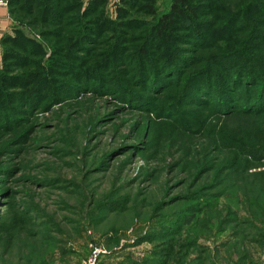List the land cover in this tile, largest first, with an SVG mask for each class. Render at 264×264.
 <instances>
[{
	"label": "rangeland",
	"instance_id": "obj_1",
	"mask_svg": "<svg viewBox=\"0 0 264 264\" xmlns=\"http://www.w3.org/2000/svg\"><path fill=\"white\" fill-rule=\"evenodd\" d=\"M171 1L0 0V264H264V0H188L197 40ZM233 65L238 106L186 90Z\"/></svg>",
	"mask_w": 264,
	"mask_h": 264
},
{
	"label": "trees",
	"instance_id": "obj_2",
	"mask_svg": "<svg viewBox=\"0 0 264 264\" xmlns=\"http://www.w3.org/2000/svg\"><path fill=\"white\" fill-rule=\"evenodd\" d=\"M144 1L146 2V4L143 5V10H145L149 14L155 15V0ZM92 2L95 5H104L107 0H92ZM197 14L198 9L192 3L188 2V0H172L169 11L161 14L158 18L157 36L162 39L171 37L172 32L175 31L177 25L181 21H186L189 22L188 25L190 26L193 32V35L189 36V39H196V37L200 35V29H197L195 25V18H197ZM136 58L140 62L138 64V68L135 71L136 73L134 80L136 79V83L140 84L143 89L145 88L153 90L158 87L159 84H157L155 80L151 82L153 77L155 76L153 74L161 73V76L174 72L172 62L169 59L165 58L164 56H156L154 58V55L150 54L149 50L145 47H141L138 50ZM231 67L236 66L233 65ZM250 71L251 69L247 71L246 69L237 66L236 68L231 69V71L219 75L215 74L212 69H209L208 77H211V83L209 82V79L204 78L205 75H203L202 79H200L201 81L198 80L197 82L191 83L190 85H188L189 88H186V90L196 92V94H204V97H209L210 99L216 101L218 109H223V107H226L227 109L228 105H237L235 99H237L239 93L237 94L236 98H233L235 87L237 85H242V83L244 85V82H249L247 75L251 73ZM94 72V70L90 71L89 73H87L88 75H85L83 77V79L87 78V80L91 82L94 79L93 76L96 74ZM205 72L207 71L205 70ZM253 73L254 72H252V74ZM196 76L191 77V80L195 79ZM242 89L240 90L239 99H243V96L246 94H248L251 98L254 95L256 97L253 98L254 101H251L247 98L246 103H244L243 101V103L239 105L240 109L246 111H254L255 109L260 110L264 108V81H262L261 85L256 88L254 94L250 93L244 88ZM245 99L246 96L244 97V100Z\"/></svg>",
	"mask_w": 264,
	"mask_h": 264
},
{
	"label": "built area",
	"instance_id": "obj_3",
	"mask_svg": "<svg viewBox=\"0 0 264 264\" xmlns=\"http://www.w3.org/2000/svg\"><path fill=\"white\" fill-rule=\"evenodd\" d=\"M103 250L94 245L90 247L89 255L82 260L79 264H99L101 257L103 256Z\"/></svg>",
	"mask_w": 264,
	"mask_h": 264
}]
</instances>
